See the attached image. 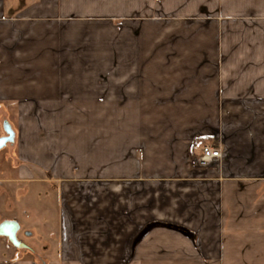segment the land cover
I'll return each mask as SVG.
<instances>
[{"label":"crops","instance_id":"obj_1","mask_svg":"<svg viewBox=\"0 0 264 264\" xmlns=\"http://www.w3.org/2000/svg\"><path fill=\"white\" fill-rule=\"evenodd\" d=\"M2 101L0 264H264V0H0Z\"/></svg>","mask_w":264,"mask_h":264},{"label":"rangeland","instance_id":"obj_2","mask_svg":"<svg viewBox=\"0 0 264 264\" xmlns=\"http://www.w3.org/2000/svg\"><path fill=\"white\" fill-rule=\"evenodd\" d=\"M8 102H0V136L4 134L2 124L4 121H7V123L10 125L11 129L14 131L17 130L18 125V110L15 107L8 106ZM39 110V109H38ZM18 165H20V162L17 157L16 152V145L15 141L11 143H7L6 146L2 149H0V178L1 179H8V178H15L17 175L16 169L18 168ZM8 182L0 181V220L2 218L9 217L14 212L15 207L13 206V210L9 208V199H13L14 201V189H9L7 187ZM19 185L20 189H23V182H20ZM16 199L20 204H23V198L24 193L16 194ZM17 209H20L17 207ZM16 210V209H15ZM23 227V225L21 226ZM22 229L18 231L16 234L17 237L21 241H27L25 238V235L22 233Z\"/></svg>","mask_w":264,"mask_h":264},{"label":"water","instance_id":"obj_3","mask_svg":"<svg viewBox=\"0 0 264 264\" xmlns=\"http://www.w3.org/2000/svg\"><path fill=\"white\" fill-rule=\"evenodd\" d=\"M14 141V132L10 129H6V135L0 136V149L4 148L7 143ZM19 230V225L13 220H4L0 222V236L6 237L8 241L17 248L25 247V244L21 242L16 233Z\"/></svg>","mask_w":264,"mask_h":264},{"label":"built area","instance_id":"obj_4","mask_svg":"<svg viewBox=\"0 0 264 264\" xmlns=\"http://www.w3.org/2000/svg\"><path fill=\"white\" fill-rule=\"evenodd\" d=\"M222 156V150L219 147L213 145H203L202 154L198 159L201 165H207L210 161Z\"/></svg>","mask_w":264,"mask_h":264},{"label":"flooded vegetation","instance_id":"obj_5","mask_svg":"<svg viewBox=\"0 0 264 264\" xmlns=\"http://www.w3.org/2000/svg\"><path fill=\"white\" fill-rule=\"evenodd\" d=\"M2 127H3V132H4V134L1 135V136L6 135V129H10V130H12L11 127H10V125L7 123V121H4V122H3ZM12 131H13V130H12ZM13 132H14V131H13Z\"/></svg>","mask_w":264,"mask_h":264}]
</instances>
